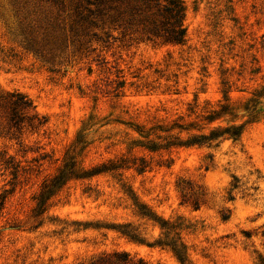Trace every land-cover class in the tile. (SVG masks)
Returning a JSON list of instances; mask_svg holds the SVG:
<instances>
[{
  "label": "rangeland",
  "instance_id": "rangeland-1",
  "mask_svg": "<svg viewBox=\"0 0 264 264\" xmlns=\"http://www.w3.org/2000/svg\"><path fill=\"white\" fill-rule=\"evenodd\" d=\"M183 2L176 45L0 0V264H264V0ZM14 92L43 127L10 126Z\"/></svg>",
  "mask_w": 264,
  "mask_h": 264
},
{
  "label": "trees",
  "instance_id": "trees-1",
  "mask_svg": "<svg viewBox=\"0 0 264 264\" xmlns=\"http://www.w3.org/2000/svg\"><path fill=\"white\" fill-rule=\"evenodd\" d=\"M73 5V25L71 30L80 26L91 32V37L102 40L100 33L107 38L112 37L111 32L119 34H139L147 40H159L164 43L182 45L187 39V27L185 25L186 8L183 0H70ZM52 26V25H51ZM32 44V45H31ZM28 45V48L39 53L35 48L36 42ZM34 44V45H33ZM42 55V52L40 51ZM7 110L9 124L16 130H21L27 121L31 128L43 127L46 124L45 117L38 114H30L35 110L31 99L22 93H11L4 105ZM240 129V128H239ZM238 128L226 129L222 133L213 132L211 136L198 137L200 140H216L228 134L238 138ZM195 142L199 140L195 139ZM192 144V143H191ZM73 173V171H72ZM100 173L93 172L90 176ZM66 175H62L55 185L59 184ZM44 202H42V205ZM194 206L199 203L194 201ZM79 264H148L142 258H134L129 253L114 251L102 253Z\"/></svg>",
  "mask_w": 264,
  "mask_h": 264
}]
</instances>
